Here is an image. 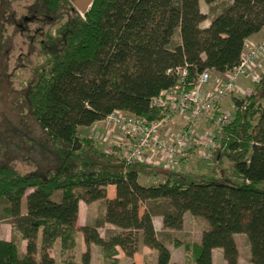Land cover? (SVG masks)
I'll use <instances>...</instances> for the list:
<instances>
[{
    "label": "trees",
    "instance_id": "16d2710c",
    "mask_svg": "<svg viewBox=\"0 0 264 264\" xmlns=\"http://www.w3.org/2000/svg\"><path fill=\"white\" fill-rule=\"evenodd\" d=\"M41 1L50 12L74 10L70 0ZM227 1L203 0L211 11L222 5L205 28L199 0H93L82 16L74 10L75 19L63 27L61 53L48 52L47 70L26 95L37 128L61 146L62 160L46 178L0 166V222L9 220L25 241L21 254L15 243L0 239V264H55L48 251L56 242L69 252L62 264H75L78 232L86 246L82 264H90V244L101 249L104 264H115L117 247L131 257L139 244L157 252L155 264H175L164 244L169 234L156 233L152 217L160 216L164 229L178 231L185 213L204 225L198 243L171 240L182 247L186 262L212 264V251L221 249L226 264H238L234 235L243 234L251 261L264 264V79L242 99H232V120L213 138L212 173L202 181L184 183L179 173L159 165L122 164L116 153L102 152L95 138L77 134L114 111L162 119L164 112L150 104L176 86L170 69L186 67L184 90L191 91L204 70L224 73L236 66L246 39L264 28V0ZM216 169L230 174L217 179ZM141 175L159 182L141 185ZM110 185L113 199L106 194ZM79 202L100 204L92 225L76 227ZM104 224L119 231L101 237Z\"/></svg>",
    "mask_w": 264,
    "mask_h": 264
},
{
    "label": "rangeland",
    "instance_id": "374dc122",
    "mask_svg": "<svg viewBox=\"0 0 264 264\" xmlns=\"http://www.w3.org/2000/svg\"><path fill=\"white\" fill-rule=\"evenodd\" d=\"M231 1L227 2L231 3ZM199 6L200 11L207 16V20L200 24L201 28H205L209 19L218 14L222 8V5H214L213 11H211L203 0H199ZM74 10L82 16L75 7ZM74 10L68 7H60L56 12H50L45 9L41 0H0V166L5 165L21 175L34 174L46 178L48 175L44 174H49L57 169L59 162L62 160L63 149L61 146L51 143L37 128L32 118L26 95L38 75L47 70L48 52L61 53L65 43L64 35L66 32L63 27L66 22H71L75 19ZM262 30L264 31V28ZM173 41L175 45L180 43L178 33L175 34ZM210 78L214 83L217 74L214 71H210ZM250 87L254 89L255 86L243 78L238 80V93L245 94L246 92L248 94ZM227 97H230L231 100L233 97L242 99L244 95L234 96V93H232ZM177 115L179 116V114H174L167 120L160 127V131ZM179 131L176 132L178 133ZM77 134L80 138L92 136L97 140V146L102 152L107 155L116 153L115 156L122 160L123 152L125 151V147L122 145L124 132L119 126L101 121L88 127L78 128ZM215 134L216 130L210 124H206V127H203L202 137H206L207 140L211 139L213 141ZM116 149H118L117 152H115ZM186 152L188 153V151ZM187 160L186 156L179 157L177 165L173 169L167 167V170L179 173V179L184 183L202 181L203 177H209L212 173L207 164L205 166L206 170L191 172ZM122 164L125 163L122 162ZM220 172V169H216L214 173L217 179ZM226 173L230 174L229 171ZM150 180L141 178L138 182L141 185L149 186L152 184ZM157 181L159 182V180ZM260 187L264 188V183L260 184ZM25 203L24 197L22 199L23 210H25ZM88 206L90 205H85L81 202L78 220L80 224L90 226L95 218L94 216L101 212V206L99 203H95L93 208ZM22 212L24 213V211ZM161 219L160 216H157V220ZM108 230L111 229H109L107 224H104L103 228L99 229L100 236L104 237ZM115 230L119 231L117 228ZM203 230L204 225L199 219L192 217L189 213H185L183 226L180 230L164 229L159 234L163 232L169 234L168 238L165 237L164 242L172 250L174 262L190 264L184 259L185 252L182 247L172 246L171 240L178 239L190 243H198ZM0 239L12 241L17 245L19 252L21 254L24 253L25 247L22 248V244H25V241L23 243L20 233L9 220L0 222ZM234 239L239 249L238 264H254L251 261L246 235L235 234ZM39 240L40 233L36 237L38 249ZM144 246L146 245L139 244L137 252ZM89 247L90 264L106 263L98 246L90 244ZM177 248L180 251H177ZM214 250V264H226L221 249ZM74 251L76 256L73 261L75 264H82L81 255L86 251V246L81 232L77 233ZM48 253L55 264H62L69 254L67 250L60 248L58 242L53 245ZM151 256L144 254L142 262H137L139 264H152ZM131 257L121 255L120 259H115V264H134ZM37 259H39L38 255H36Z\"/></svg>",
    "mask_w": 264,
    "mask_h": 264
},
{
    "label": "built area",
    "instance_id": "2783aa9c",
    "mask_svg": "<svg viewBox=\"0 0 264 264\" xmlns=\"http://www.w3.org/2000/svg\"><path fill=\"white\" fill-rule=\"evenodd\" d=\"M210 71L206 69L200 73L195 88L186 91V67L168 70L167 74L176 77L177 83L173 88L151 99L150 105L164 112L163 118L158 121H148L122 111H114L104 120L119 126L124 132L123 163L129 165L138 162L169 167L179 157H187L185 148L189 144L198 148L206 147L208 150L214 148V139H208L205 143L194 132L195 124L198 120H203L216 132L221 131L233 116L220 111L218 105L225 97L237 91L238 80L243 78L255 86L264 79V33L252 45L245 42L239 63L224 73L215 72L217 78L214 83L210 78ZM249 90L251 93L252 87ZM244 106L245 104L242 108ZM174 114L184 116L183 128L177 134L162 136L160 127Z\"/></svg>",
    "mask_w": 264,
    "mask_h": 264
},
{
    "label": "crops",
    "instance_id": "0c3cea01",
    "mask_svg": "<svg viewBox=\"0 0 264 264\" xmlns=\"http://www.w3.org/2000/svg\"><path fill=\"white\" fill-rule=\"evenodd\" d=\"M209 25V21H208V24L207 26ZM205 26V27H207ZM263 33L264 31L261 30L260 32H258L257 34H254L252 36H250L249 38L246 39V43H248L249 45H252L254 44L255 42L259 41V39H261V37L263 36ZM247 93L245 92V95ZM241 96L243 95L242 93H238V91H235L234 93V96ZM234 98V97H233ZM218 108L220 111L222 112H226L228 113L230 116H233V113H234V110H235V107H234V104H233V101L230 99V97H225L218 105ZM183 121V123H182ZM181 122V124H180ZM180 124V125H179ZM184 126V116L183 115H177L175 117H173L170 121H169V124H167L166 126L163 127V129L160 131V134L162 136H170V135H173L174 133H177L176 131H179L182 129V127ZM206 127V123L203 121V120H198L195 124V127H194V132L200 136V138L203 139V141L205 143L208 142V140L206 139V137H202V131H203V127ZM186 151H188L187 153V161H188V164L191 168V172H196V171H199V170H206L207 168H205L206 164L208 166V168L210 167V164H211V156H210V150H208L206 147H194V146H191L190 144L187 145V147L185 148ZM226 164H228V162L224 161V166H226ZM175 165H177V162H172L169 164V168H174ZM167 168V167H165ZM203 168V169H202ZM220 173H219V176L220 178H223L226 176V173L225 170L223 169H220ZM148 179L152 182V184H155L157 183L158 179L156 178H153V177H144V176H139L138 177V181L139 179ZM106 194H107V198L108 199H113L115 197V187L110 185L106 188ZM83 203V202H82ZM84 204V203H83ZM92 208L95 207V204H92L90 205ZM88 206V207H90ZM80 207H81V202H79L78 204V209H79V212H78V216H79V213H80ZM100 211H101V208H100ZM145 211V205L143 203H140L139 204V220H140V223H142V217H143V213ZM94 213V212H92ZM100 215V213L98 214ZM97 215V216H98ZM185 215V214H184ZM184 215H183V218H184ZM97 216H94L95 218ZM157 216L158 215H154L152 217V224H153V227H154V230L156 233H159L160 231H163L164 228H163V223H162V219L161 220H157ZM93 217V216H92ZM94 218V219H95ZM158 222V225H157V222ZM109 229H111L112 231H115V227L110 225V224H107ZM84 225L80 224L78 218H77V221H76V227H82ZM142 229V225H140V230ZM102 237V236H101ZM24 243V241H23ZM164 244L166 245V247L168 248V250L170 251V255H171V262L172 263H175V264H178L176 262L173 261V253H172V250L170 249L169 245H167L166 242H164ZM25 247V244H22V248ZM117 250V254L114 256V258L116 260L120 259L121 255L125 256L124 252L120 249V248H116ZM177 251H180L179 248L176 249ZM175 251V249H174ZM214 251H212V264H214ZM140 252V253H139ZM139 252L135 253L131 258H132V262L134 264H139L137 261L139 262H142V257L145 255H152V264H155L156 263V258H157V252L155 250H152L146 246L142 247Z\"/></svg>",
    "mask_w": 264,
    "mask_h": 264
},
{
    "label": "water",
    "instance_id": "95a60500",
    "mask_svg": "<svg viewBox=\"0 0 264 264\" xmlns=\"http://www.w3.org/2000/svg\"><path fill=\"white\" fill-rule=\"evenodd\" d=\"M70 2L83 15L88 11L93 0H70Z\"/></svg>",
    "mask_w": 264,
    "mask_h": 264
}]
</instances>
